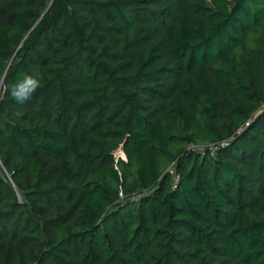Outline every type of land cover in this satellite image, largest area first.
Here are the masks:
<instances>
[{
  "label": "trees",
  "instance_id": "trees-1",
  "mask_svg": "<svg viewBox=\"0 0 264 264\" xmlns=\"http://www.w3.org/2000/svg\"><path fill=\"white\" fill-rule=\"evenodd\" d=\"M0 88V264H264V0H0Z\"/></svg>",
  "mask_w": 264,
  "mask_h": 264
},
{
  "label": "clouds",
  "instance_id": "clouds-1",
  "mask_svg": "<svg viewBox=\"0 0 264 264\" xmlns=\"http://www.w3.org/2000/svg\"><path fill=\"white\" fill-rule=\"evenodd\" d=\"M39 75H25L20 81L11 86L10 95L18 103L29 101L40 87Z\"/></svg>",
  "mask_w": 264,
  "mask_h": 264
},
{
  "label": "water",
  "instance_id": "water-1",
  "mask_svg": "<svg viewBox=\"0 0 264 264\" xmlns=\"http://www.w3.org/2000/svg\"><path fill=\"white\" fill-rule=\"evenodd\" d=\"M2 87V86H1ZM1 89V88H0Z\"/></svg>",
  "mask_w": 264,
  "mask_h": 264
}]
</instances>
